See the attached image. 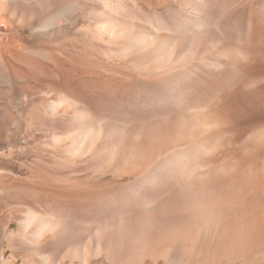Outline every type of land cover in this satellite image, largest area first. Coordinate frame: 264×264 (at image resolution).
<instances>
[{
  "label": "bare ground",
  "instance_id": "6f19581e",
  "mask_svg": "<svg viewBox=\"0 0 264 264\" xmlns=\"http://www.w3.org/2000/svg\"><path fill=\"white\" fill-rule=\"evenodd\" d=\"M82 1L41 27L89 14L90 50L120 73L28 53L0 34L4 80L33 84L25 102L48 101L26 124L50 137L57 161L48 180L0 191L12 264H64L72 247L69 264H147L153 246L199 213L196 249L219 248L214 233L234 215L264 209V0ZM103 180L117 187L101 192ZM257 222L240 237L264 239V217Z\"/></svg>",
  "mask_w": 264,
  "mask_h": 264
},
{
  "label": "rangeland",
  "instance_id": "374dc122",
  "mask_svg": "<svg viewBox=\"0 0 264 264\" xmlns=\"http://www.w3.org/2000/svg\"><path fill=\"white\" fill-rule=\"evenodd\" d=\"M77 1L83 2L82 0H5V4L3 2L0 5L2 18L0 34L14 39L28 53L65 55L94 68L120 73L121 70L117 69L120 67L114 64L109 66V63L105 65L100 60L98 61L96 54L90 50L93 45L85 31L89 14L74 12L67 18L69 21L66 20L49 29L41 27L44 20ZM150 1L154 2V0ZM81 5L84 4L81 3ZM154 5L157 7V4ZM32 86L33 84L26 81L4 80L0 73V140L6 142L0 144V171L9 175L0 176V191L11 188L9 186L11 183V185H17L21 184V181L25 182L24 180L33 184L48 180L45 172L52 174L51 170L57 163L51 149L47 147L50 144V137L43 139L41 135H34L32 131H28L26 119L34 114L38 106H45L48 103L47 100L39 97L26 102L23 100L20 96L23 91L29 87L31 90H36ZM13 180L20 182L15 183ZM100 185L103 189L101 192L117 187L113 180H103ZM228 201L232 202L231 199ZM9 213L10 211L7 210L4 214H0V264H12L16 255V251L9 246L5 231ZM195 217L193 222L162 238L157 245L153 246L146 256L147 264H169L175 245L181 239L183 242L182 258L176 264H231L234 261L236 264H246L245 257L248 248L244 246L252 247L255 255L252 260L253 264H264V239L240 237L243 231L259 226L257 220L259 217H264V209L259 214L252 212L249 215H234L233 221L222 227L220 235L214 233L221 245L212 251L196 249L198 235L192 228L196 221L202 226L204 217L201 213L196 214ZM217 223H220L219 216H217ZM10 229L17 234L18 224L14 223ZM235 246H238L236 250ZM76 248L72 247L71 252ZM237 250L239 253L236 252ZM70 253L67 255L66 251L63 252L64 264L70 263ZM201 256L204 260H198ZM29 259L32 263L46 264L36 256H30ZM24 261L20 259L14 264H23ZM92 261L93 264H111L105 256H98ZM79 263L78 258L73 259V264ZM135 263H139V260ZM122 264L129 263L124 261Z\"/></svg>",
  "mask_w": 264,
  "mask_h": 264
}]
</instances>
